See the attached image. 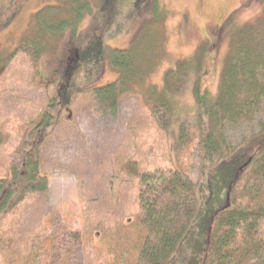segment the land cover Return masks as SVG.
Listing matches in <instances>:
<instances>
[{
    "label": "rangeland",
    "instance_id": "374dc122",
    "mask_svg": "<svg viewBox=\"0 0 264 264\" xmlns=\"http://www.w3.org/2000/svg\"><path fill=\"white\" fill-rule=\"evenodd\" d=\"M77 1H89L92 10L76 17L75 29L67 27L51 36L53 40L41 51L38 69L32 71L29 58L12 52L20 39L38 29L37 11L43 9V16L50 18L67 2L0 0V175L18 168L19 151L31 148L47 179L42 189L28 193L1 220L0 264H36L34 255L50 248L48 240L57 225L80 235L74 264H134L142 224L129 162L139 152L148 156L144 167L149 169L164 160L177 164L172 138L180 122L195 123L196 89L218 91L235 35L264 17V0H158V13L153 14L151 0ZM146 22L148 27L142 30ZM255 33L264 35V24L257 25ZM92 43L97 45L95 52L74 68L72 60L80 58L79 50ZM199 47L202 54L196 70L191 56ZM130 48L136 54L144 51L142 60L140 66L136 61L130 68L136 75L120 82L121 71L110 62V55L115 49ZM181 63L183 68L190 64L183 69L185 75L178 74ZM67 73L69 84L63 77ZM113 82L117 85L111 102L93 97L92 90ZM61 83L69 86L64 103L58 94ZM164 83L175 92L177 121L168 136L159 127L155 133L146 132L143 115L144 91L150 86L162 91ZM78 91L82 94L75 96ZM43 111L50 126L40 136L36 124ZM257 131L254 123L229 124L226 134L236 147L214 167L194 150L188 166L201 209L188 243L172 264H203L212 216L226 205L240 167L234 156L246 160L255 153L242 146ZM141 133L154 145L138 146Z\"/></svg>",
    "mask_w": 264,
    "mask_h": 264
},
{
    "label": "trees",
    "instance_id": "16d2710c",
    "mask_svg": "<svg viewBox=\"0 0 264 264\" xmlns=\"http://www.w3.org/2000/svg\"><path fill=\"white\" fill-rule=\"evenodd\" d=\"M65 1V7L60 8L50 18L43 16V9L37 11L38 29L33 30L28 37L20 39L12 52L15 56L19 53L24 58H29L35 64L31 66L32 71L34 68L38 69L41 51L46 48L45 44L50 41L51 36L67 27L75 29L76 17L85 10H92L89 1ZM150 4L152 14L158 13V0H151ZM147 23H144L142 30L147 29ZM262 24L264 17L257 23L258 26ZM257 25L243 28L235 35L232 53L226 58L221 71L218 91L210 94L200 93L196 89L195 123L185 125L180 122L177 125L178 131L172 138V146L178 157L177 164L164 160L155 162L156 166L149 169L144 167L147 165L148 156L140 155L139 152L129 162L131 165L128 173H133L136 180L137 212L142 224V229L138 232L141 239L134 264H172L179 259L192 232V222L201 209L189 174L191 155L195 149L199 150L202 160L208 159L212 162L211 167H214L223 157H230L236 147L232 146V141L226 134L227 126L252 123L257 125L258 131L245 139L242 147L255 150V153L246 160L240 154L234 156L238 163L240 160V167L231 182L226 205L212 216L203 264H264V35L255 33ZM44 36H48V39H44ZM98 44L101 46V42ZM88 46L78 49L81 56L78 60H72L73 66H77L83 57L89 58L95 52L97 45L92 43ZM130 49H115L111 52L112 55L109 54L110 62L121 71L120 82L132 79L137 72L130 70L131 66L142 60L141 54L144 51L136 54L135 48ZM201 54L202 47H199L191 56L194 57L195 69L199 65ZM150 59L153 60L152 55ZM182 66L181 63V68L177 71L178 74L185 75L183 69L190 64H186L184 68ZM128 71L131 72L127 75ZM63 77L66 79L65 83L69 84L71 76L67 73ZM62 83L58 94L64 103L68 101L69 86L63 84L62 87ZM116 85L113 82L92 90L93 97L100 101L103 99L102 103L111 102L109 100L116 92ZM159 89L157 86H150L144 91L143 115L146 132L155 133L154 129L159 127L167 135L177 121L173 104L175 92L167 83H164L162 91ZM81 94L78 91L75 96ZM46 117V111L38 116L36 125L40 136L50 126ZM142 133L136 138L138 146H153L154 143L141 137ZM37 144L38 141L33 145ZM161 145L164 147V144ZM133 150L138 149L136 147ZM19 154L18 168H13L10 175H0V222L16 209L28 193L42 189L47 181L41 172L38 155L33 149H21ZM208 190L210 187L206 188L207 192ZM79 236L78 232H67L64 226L57 225L52 237L47 239L51 243L50 248H43L45 252L40 249L34 255L36 264L42 260L43 264H74V254L82 243ZM64 242L67 243L66 246H63ZM53 255L57 258L56 262Z\"/></svg>",
    "mask_w": 264,
    "mask_h": 264
}]
</instances>
